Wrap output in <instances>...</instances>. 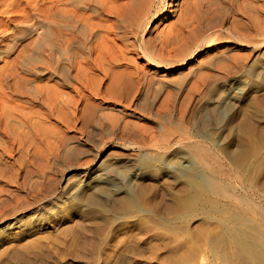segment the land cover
Masks as SVG:
<instances>
[{
  "label": "rangeland",
  "instance_id": "rangeland-1",
  "mask_svg": "<svg viewBox=\"0 0 264 264\" xmlns=\"http://www.w3.org/2000/svg\"><path fill=\"white\" fill-rule=\"evenodd\" d=\"M169 1H156L153 15L155 16L159 9L161 12L157 17L151 16L149 22L146 21L149 27L147 31L143 28L139 30L138 44H141L143 38H156L160 32L178 23L187 6L207 7L209 4L219 3L220 0H177L174 13H170V17L165 21ZM223 8L220 5L217 10L218 18H225V22L219 19L221 27H218V31L222 33V41L216 42L210 49L203 46V53H198L193 61L180 69L151 67L137 50L130 48L133 50L130 52L128 48L129 52L126 51L135 61V65L145 69L148 78L156 76V80L164 79L173 83L166 82V89L154 106L151 103L153 97L150 96V101H145V108L133 106L132 110L126 112L123 121L121 120V124L124 121L134 122L140 129L153 128L156 132L155 138L149 141L147 147L151 146L149 149L153 150L140 151L133 143L115 142L113 137L117 132L114 134L115 130L109 126L107 118L110 119L119 110L108 109V106L95 108V112L88 109L89 106L86 109H83L84 106L80 107L81 111L76 116L70 115L73 126L70 130L57 119L49 121L51 131L55 126L56 129L53 130L63 133L60 135L64 136L63 142L66 145L48 130L46 140H38L37 143H42H36L35 147L38 148H32L34 151L31 150V157H27L31 158L27 161L29 164L26 162L20 175L16 177L18 167L11 165L7 173L8 178L0 181V188L2 186L1 189L5 192L1 193L5 197L1 196L11 200L10 206H17L24 200L31 203L36 201L35 209L10 217L14 219L10 220V223L20 221L19 225L23 227V231L11 235L5 229L10 223L0 225L1 263L6 251L10 248L18 249L20 245L25 249L19 248L25 252L31 248L33 251L45 253L48 256L45 260L48 264H106L114 258L115 252L126 246L127 253L123 255L125 258L120 257L121 259H117L113 264H264V43L261 44L263 46L253 43L255 38L264 39V36L259 38L260 34L264 33V13L249 9L232 11L227 7ZM214 13L211 12L210 16ZM105 17L102 19L108 18ZM0 19L6 25L7 17ZM108 19L107 22H115L113 18ZM7 27L14 29L13 25ZM237 29L246 35L244 42H240L231 34ZM130 34L127 33V36L133 41V31V35ZM9 40L8 37L4 44L8 45ZM117 43L118 47H122L120 42ZM2 49L5 50L6 47ZM136 51L137 53H134ZM220 51H227V64H234L237 59L243 63V67L246 65L244 69L242 67L243 74L240 69L241 75H236L233 86L232 82L218 83L210 95L207 94L201 99L202 95L198 96L196 91L189 92L192 90L190 86L197 80L199 73L210 74L212 71L211 74L221 75L205 65L208 57ZM239 57L244 59L246 64ZM13 58L12 55L4 58V62L0 60V68ZM254 62L255 65L251 68L250 64ZM184 74L190 76L180 92V89L177 90L173 85L177 77L180 78V75ZM237 89L242 90V93L238 92L235 99L234 90ZM169 95L174 96L171 98L173 100H170V104L164 103L165 99L171 97ZM208 96H212L210 102L206 100ZM205 120L210 121V124L201 131L200 125ZM171 123L174 124L173 127ZM168 128L175 130L172 131L173 139H176L183 149L172 155L162 154L156 147H152L153 143H157V146L165 144L166 133H161L165 129L167 132ZM57 131L54 133L57 134ZM57 137L59 139H56ZM77 147L81 150L76 152ZM190 147H201L207 151L195 153L188 149ZM112 152H116L118 157L133 160L134 168L120 163L123 167H116L118 175H114L117 177L112 182L114 187L111 184V187L107 184L98 186L93 181L94 174L101 159ZM19 157L16 156L12 161L15 162ZM41 164L44 167L40 170L37 165L42 167ZM73 169L76 174L74 181L68 187V194L59 200L62 179ZM83 171L87 173L85 179H82L80 174ZM135 173L139 174L138 177L134 176ZM127 179L131 182H126ZM115 185L121 193L116 192ZM107 187H113L115 190H107ZM14 195H17V198ZM41 205H44V208ZM38 208L40 211L35 213ZM6 245L10 247L8 250ZM40 247L47 250L42 248V252ZM26 260L23 264H29L30 259L26 257ZM45 261H40V264H46ZM13 264L22 263L20 261Z\"/></svg>",
  "mask_w": 264,
  "mask_h": 264
},
{
  "label": "bare ground",
  "instance_id": "bare-ground-1",
  "mask_svg": "<svg viewBox=\"0 0 264 264\" xmlns=\"http://www.w3.org/2000/svg\"><path fill=\"white\" fill-rule=\"evenodd\" d=\"M156 1L157 0H0V18L6 16L8 19L7 22H5L6 25H4V21L0 19V60H5L4 58L7 56H14L10 62H6V65L4 64L5 66L0 68V181L7 177L8 170L11 169L12 166L18 167L16 171V177L20 175V171H22V168L28 163V159L30 161L31 158L27 157L31 155V150L37 147H35L37 141H43L48 134V130L50 133L51 127L48 124L51 119H57V121L65 125V128L70 130L73 127L71 126L72 119L70 118V115L76 116L81 111L80 107L83 108V106V109H86L89 106L88 109H93L94 112L95 108L98 109L106 106L109 107L108 109H118V113L113 114L110 119L107 118L110 123L109 126H111L112 130H115L114 134L117 132L115 137H113L114 141L118 143H133L134 145H137L140 151L153 150L152 148L149 149L151 146L147 148L149 141H152L155 138L156 132L153 130V128L140 129L134 124V122L124 121L121 124V120L123 121V119L126 117V112L131 109V107H144L146 104L145 101L148 100L150 96L153 97L151 103L152 106H154V104L158 102L157 100L159 99L160 95L166 89V82H170L169 84L173 83L167 80L164 81V79L156 80V76V79L155 77L153 78L150 76V78H148V74L145 72V69L142 68V66L139 67L138 65H135V61L128 56L129 53L126 51L130 50V52H132L134 49L137 50L145 59L146 63L151 67L165 68L168 70H172L174 68L180 69L184 65L193 61L194 57L198 55V53H203V46L207 47V49H210L216 42L222 41V33L221 31H218V27L221 25L219 23V19L222 18H218L217 14V10L220 5L221 8H223L222 6L224 5L232 11H243V9H249L251 11H259L264 13V0H220L219 3L216 2L215 5L209 4L207 7L197 6L196 8H192L191 6H187L185 10H183L178 23L160 32L156 38L149 37L148 40L143 38L141 44H138L139 30L143 28V30L147 31V28L149 27L146 21L149 22L151 16L157 17L161 12L159 9L155 16L153 15V8H155V4L157 3ZM176 2L177 0L169 1L167 13L164 17L165 21L168 19V17H170V13H174ZM211 12H215L212 17L210 16ZM105 16L115 19V22L113 23L114 20L112 22L110 21V24V22L106 21L108 18ZM103 17H105L106 20H103ZM224 19L225 18L223 17L221 22L224 21ZM109 20L110 19H108V21ZM8 25H13L14 29L10 30L9 27H7ZM132 31L134 34L133 41L127 36V33L132 34ZM239 31L241 30L237 29L236 31H232L231 34L240 42H244L247 37L244 33ZM262 36H264V33L260 34L259 38ZM8 37L10 40L8 42L9 44L7 45L4 44V41H6ZM256 39L257 38L253 39V43L257 45L264 43V39ZM117 42H120L122 47H118L116 45ZM3 45L6 47L5 50L2 49L4 48ZM137 51L134 53H137ZM213 54L212 56L208 57L206 64H204L206 65V68L214 70V73L217 71L221 73V75L216 73L211 74L212 71L210 74H203V72L199 73L198 78H196L197 80L193 81L194 83L192 82L193 84L190 86V89L192 90H189V92L196 91L198 96L202 95L201 99H203V96H206L207 94L210 95L214 88L218 86V83L222 82L226 84L228 82H232L233 86V82L237 78L236 75H239L238 73L241 71L243 74V69L246 66V63L243 61L244 59H241L240 57L239 59L245 63L244 67L243 63L237 59L235 60L236 62L234 61V64H227L229 63L227 61V63L225 62V60H229L227 51H220V53ZM261 54H263V52ZM253 60H255V58ZM254 65L255 62L250 64V67H253ZM240 69L242 70L240 71ZM185 76L186 75L184 74V76L180 75V78L177 77L178 80L176 79L177 82L175 80V85H173L177 88V90L180 89V92L182 91L181 88L183 89L184 85L188 82L187 79L189 78L190 74L187 75L188 77L186 76L187 78ZM68 90H70V92ZM237 90H234L235 99L238 92L239 94L242 93V90ZM177 93L174 94L177 95ZM169 96L171 97H167L168 99H165L164 103H171L170 100H173L171 98L174 96ZM210 97L212 98V96L206 97V100H209V102ZM191 98L194 99L192 96ZM148 101H150V99ZM231 102L234 103V101ZM36 105H40V107L38 106L39 108H37ZM230 105H232V103ZM150 106L151 105H149V107ZM84 121L85 120H83V122ZM101 121H103V119ZM209 124L210 121L205 120L204 123H201L200 130L202 131L206 129ZM173 125L174 124L171 126L173 127ZM53 128L56 129L55 126ZM53 128L51 132L58 136L63 142L64 136L60 135L63 133L60 130L59 132L56 130L58 132L56 134L54 133L56 131L53 130ZM171 129L168 128L167 132L165 131L166 129L162 131V133L160 132L161 134H163V132L166 133L164 135L165 144H159L157 146V143H153L152 146L156 147L157 151L165 155H172L183 150L179 143L175 141L176 139H173V132H175V130ZM51 137L55 138L54 135H51ZM58 137L56 139H59ZM67 139L69 138L67 137ZM40 142L41 141H39V143ZM69 143L70 142H68V144ZM64 144L66 145V143ZM78 147L76 152L81 150L80 148L78 149ZM188 149L195 153L207 151V149L201 147H190ZM39 151L41 150L39 149ZM76 152H73V154ZM115 153L112 152L101 159V163L94 174L95 177L93 178V181L95 184H98V186L100 184H107L108 187H111L109 185H112V182L115 178L117 179V177H114V175L117 174L116 170L118 169H116V167H118L120 163L134 168L133 160L123 156L118 157ZM118 153L120 152L118 151ZM16 156H20L19 159L17 158L18 160L15 162L12 161ZM39 161L40 160H38V162ZM119 166L120 168L123 167L121 165ZM37 167L41 170V168L44 166L42 165V167H39L37 165ZM80 174L82 179L87 177V173L84 171ZM13 175H15V173ZM137 175L139 174L135 173L134 176ZM75 176L76 174L74 169L64 176L62 179V187L60 189L61 192L58 194L59 200L68 194V187L71 182L74 181L73 179ZM129 180L126 182H131V180ZM123 184L124 182L121 185ZM106 186L103 187L105 188ZM108 187L107 190H115L113 188L114 186L112 187L113 189H108ZM123 187L124 186H121V188ZM1 188L0 225L10 223V220L14 221V219H10V217L15 214L25 212L29 209H35L36 206L34 202L36 201L31 203L25 201L24 199H22L24 201H20L17 206H10L9 202H11V200L9 201L7 198H2V196H4L2 194L5 192H3ZM4 189L5 188L3 186V190ZM116 192L119 193L120 190L117 189ZM7 193L9 194V191H7ZM24 197H26V195ZM41 206L44 208V205ZM39 208L37 211H35V213L40 211ZM19 223L20 221H15V223L12 222L7 225L5 229H7L11 235H13V233L17 234L18 232L23 231L21 230L23 227L19 225ZM15 230H17V232H14ZM19 247L22 248L20 245ZM19 247H17L18 249H11L9 247L10 249L8 251L5 250L7 252L6 256L2 263L0 261V264L20 263V261L23 264V261L26 260V257L27 259H30V262L28 260L29 264L31 262L38 263V261V264H40V261L44 262L46 259H48V256L45 253L37 252V250H35V252L33 251L34 249L31 248L28 249L29 252L27 249V252H25ZM126 247L115 252L116 254L114 258L111 261L108 260L110 262L107 261V263L113 264V262H115L120 257L125 258L123 255L127 253L128 247ZM40 248L38 251H40ZM42 248L44 249V247ZM30 249L32 251H30ZM47 253H49V251H47ZM49 260L53 259L49 258ZM55 261L57 262V260Z\"/></svg>",
  "mask_w": 264,
  "mask_h": 264
}]
</instances>
